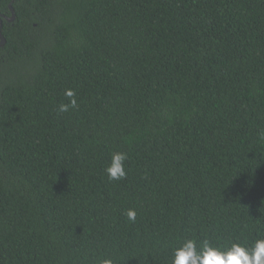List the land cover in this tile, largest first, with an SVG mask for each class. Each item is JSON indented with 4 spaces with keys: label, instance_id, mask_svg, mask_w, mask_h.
<instances>
[{
    "label": "trees",
    "instance_id": "1",
    "mask_svg": "<svg viewBox=\"0 0 264 264\" xmlns=\"http://www.w3.org/2000/svg\"><path fill=\"white\" fill-rule=\"evenodd\" d=\"M0 16V264H171L186 238H264V0H0ZM68 89L78 108L59 113Z\"/></svg>",
    "mask_w": 264,
    "mask_h": 264
},
{
    "label": "clouds",
    "instance_id": "2",
    "mask_svg": "<svg viewBox=\"0 0 264 264\" xmlns=\"http://www.w3.org/2000/svg\"><path fill=\"white\" fill-rule=\"evenodd\" d=\"M65 95L68 97V102L59 105L57 109L59 113L78 108L76 93L68 89ZM258 137L264 141V130L258 133ZM127 160L128 154L125 152L115 151L110 154V162L104 170L110 182L126 178ZM126 216L134 223L136 210L128 209ZM100 264H114V261L105 258ZM171 264H264V238L256 239L251 246L237 242L217 246L207 239L200 241L195 237L186 238L173 249Z\"/></svg>",
    "mask_w": 264,
    "mask_h": 264
},
{
    "label": "water",
    "instance_id": "3",
    "mask_svg": "<svg viewBox=\"0 0 264 264\" xmlns=\"http://www.w3.org/2000/svg\"><path fill=\"white\" fill-rule=\"evenodd\" d=\"M9 7H10V10L12 12V16L7 17V20L12 21L15 17V10H14L12 4H10ZM2 26H3V18L0 16V46H3L6 42V39H5L4 35L2 34Z\"/></svg>",
    "mask_w": 264,
    "mask_h": 264
}]
</instances>
